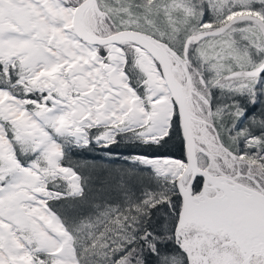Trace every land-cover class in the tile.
Listing matches in <instances>:
<instances>
[{
	"label": "snow or ice",
	"instance_id": "obj_1",
	"mask_svg": "<svg viewBox=\"0 0 264 264\" xmlns=\"http://www.w3.org/2000/svg\"><path fill=\"white\" fill-rule=\"evenodd\" d=\"M0 264H264V0H0Z\"/></svg>",
	"mask_w": 264,
	"mask_h": 264
},
{
	"label": "trees",
	"instance_id": "obj_2",
	"mask_svg": "<svg viewBox=\"0 0 264 264\" xmlns=\"http://www.w3.org/2000/svg\"><path fill=\"white\" fill-rule=\"evenodd\" d=\"M135 146L126 142L120 143L118 146L114 145L111 151L90 147L86 151L82 149L75 150L74 153H69L72 156L71 163L74 165H84V164H97L102 165L105 168H123L128 166V159L130 151L134 150ZM83 152V157L79 153ZM118 158H117V155ZM89 200L96 201H108L109 203L117 202L119 199V194L115 191H97L93 188L88 193Z\"/></svg>",
	"mask_w": 264,
	"mask_h": 264
}]
</instances>
